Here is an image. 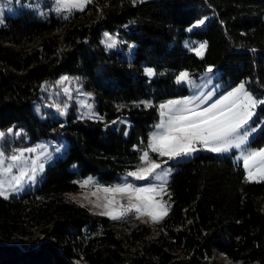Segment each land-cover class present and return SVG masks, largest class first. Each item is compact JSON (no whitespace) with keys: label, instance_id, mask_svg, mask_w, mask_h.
<instances>
[{"label":"trees","instance_id":"obj_1","mask_svg":"<svg viewBox=\"0 0 264 264\" xmlns=\"http://www.w3.org/2000/svg\"><path fill=\"white\" fill-rule=\"evenodd\" d=\"M213 15L204 30L186 29ZM134 43L128 61L107 52L102 33ZM206 44L199 58L183 46ZM154 68L149 79L142 66ZM221 71L227 87L249 81L264 96V0H91L68 18L41 19L26 9L0 26V129L20 128L29 143L62 135L63 158L34 190L0 196V264H264V181H248L232 156L199 154L177 164L168 183L169 213L155 224L112 220L69 197L94 175L111 184L139 163L159 119L158 104L185 96L176 75ZM79 76L97 98L102 120L40 119L32 109L43 81ZM141 101H151L145 106ZM127 116L128 136L108 122ZM264 119V105L256 120ZM264 145V124L251 146ZM76 165V169H72Z\"/></svg>","mask_w":264,"mask_h":264},{"label":"rangeland","instance_id":"obj_2","mask_svg":"<svg viewBox=\"0 0 264 264\" xmlns=\"http://www.w3.org/2000/svg\"><path fill=\"white\" fill-rule=\"evenodd\" d=\"M26 9L33 10L39 18L44 20L48 19L50 16H55L57 18H64L65 16H67L68 18L73 13L79 11L76 9H72L71 11L65 10L62 8V6L56 3V0H0V26L5 23L6 16H14L18 12ZM205 17H207L208 19L203 25L196 26L195 22L190 27H188L186 31L191 32L194 30H204L207 27L208 23L212 20L213 15ZM205 17L201 19H204ZM113 40L115 41V46L109 48L108 44ZM101 42L107 52L119 51L121 52V55L128 61H131L133 59L134 43L129 41L127 37L119 31L114 33L104 31L102 33ZM201 43L205 44L204 41L193 37H187L183 40V46L189 52H192L194 54H196V52L193 51V48H198ZM205 50L206 47L202 50V55H196L199 58H202L205 55ZM146 68H151L154 70V68L150 66H142L143 71ZM209 68H212L211 72L208 71ZM182 71H186L190 74L188 70ZM180 72H178L177 75H179ZM154 73L155 74L151 77L146 75V73L145 75L151 80L156 76L155 70ZM220 75L221 71L219 69H215L212 66H208L206 70L199 76H192L190 74V82H183L179 84L177 83L180 86H185L188 90V94H186L185 96L168 98L161 101L158 104V110L159 105L167 100L180 99L182 97L193 95L205 98V103L200 105L201 109L204 107H208L209 105L219 100L222 96L227 95L228 92L232 91V89L238 86L241 82L245 83L246 90L250 92L254 97L258 99H264V96L251 90L249 81H241L237 85L228 88L227 84L223 80H221ZM79 79H81L79 76H69L67 74H62L52 82L48 80L43 81L39 88L38 98L32 102V109L34 113L42 120L50 119L65 122L71 108H74L75 114L78 119L89 118L94 120H102V117L100 116L96 108V96L91 91L86 90V88L84 87V82L79 81ZM149 102L150 104L152 103L151 101ZM260 106L261 105H258L253 110L254 115L250 121L251 127L259 126L258 130L249 137L248 144L244 146V150L258 149L251 146V141L263 126L261 122L264 121V119L256 120L258 109ZM160 120L161 117L159 111V119L155 123V125L160 123ZM114 121L115 123H113ZM155 125L149 131L147 141L136 143L133 147L138 152L139 158L143 154V151H148L150 160H155L157 163L161 164V169H158L157 173L154 174L153 177H149L146 180H137L134 177L127 175L128 172L135 171L137 168L149 166L148 163L141 162L139 159V163L136 164L134 168L119 173L115 182L111 184L102 183L99 178L94 175H88L81 179H77V181L82 182L83 180L91 177L92 182L84 185L83 187H81V184L78 183L80 187L79 190L70 192L69 197L72 200L87 206L93 213L100 214L101 212L107 210L104 206L108 203L109 200L115 201V203L111 205V207L115 209H120L121 206L127 208L129 205V198L127 194L106 193L103 191V188L113 187L125 182L132 183L136 187H146L150 183L159 185L162 181H166L164 192L160 196H157L156 199L161 200L165 203V206L168 208L169 213L171 201L168 194V183L174 172L177 170V164L183 161H188L193 157L203 153H213L219 156H232V159L235 162H239L242 164L245 171V177L247 176V172L245 170L243 162L244 150L242 149L233 148L226 153H215L207 151L202 146L198 145V151L194 152L191 156L177 157L171 160H169L168 157H160L157 153H153L151 149L147 148L151 133L159 131L155 128ZM108 126L110 129L117 132H123L124 136H128L131 122L127 116H123L115 118L112 121L108 122ZM10 128L13 129L12 134H8L7 130L9 128L0 129V131L5 133L3 141H0V151H3L5 158L4 166L0 168V185H2V190L5 191L7 198H10L12 195L20 196L26 192L34 191L44 180L47 167L52 165L58 158H63L66 155L69 144L68 140L62 135H56L51 138H45L34 143H29L28 139L25 137L23 131L20 128ZM17 133L19 134L17 135ZM261 147H264V145ZM19 149H35V151H25L23 153L22 161L18 163H13L11 160L7 159L13 154H19L17 152V150ZM33 160L37 161L35 173H33L32 171ZM41 163H43L44 165L43 170L39 169V164ZM9 164H12V170L10 172L4 170L8 167ZM72 169H76V165H73ZM166 172L167 175H165ZM156 175H159L161 179H156ZM17 180L19 182H17ZM251 181H264V179H255ZM133 203H135V201H133ZM120 220H128L133 223L143 222L150 225L158 222L153 221L150 216L137 214L135 210L129 212L126 216L121 217ZM218 259L221 264H235L224 259L222 256H219Z\"/></svg>","mask_w":264,"mask_h":264},{"label":"snow or ice","instance_id":"obj_3","mask_svg":"<svg viewBox=\"0 0 264 264\" xmlns=\"http://www.w3.org/2000/svg\"><path fill=\"white\" fill-rule=\"evenodd\" d=\"M136 0H133L135 3ZM142 3L143 0H140ZM56 3L63 9L71 11L76 9L83 11L84 7L91 3V0H56ZM65 19L67 16L64 17ZM208 18L196 21V26L203 25ZM107 35V34H106ZM115 46L113 40L108 44L109 48ZM206 44L201 43L198 48H193L197 55H202V50ZM146 75L153 76L154 70L146 68ZM209 72L212 68L208 69ZM190 74L182 71L176 76V82H190ZM145 106H150L149 101H141ZM205 103V98L200 96H187L180 99L167 100L159 105L160 123L155 125L159 131L151 133L147 148L153 153H157L160 157H168L169 160L191 156L198 151V145L204 149L215 153H226L231 149H242L248 144L249 137L258 130V127H251L250 121L254 115V109L258 105H264V99L254 97L245 88V83L241 82L238 86L222 96L215 103L208 107L200 108ZM166 117V118H165ZM115 123V121L113 122ZM264 124V121L261 122ZM8 134L13 133V129L7 130ZM19 133H17L18 135ZM5 133L0 131V141H3ZM25 151L33 152L35 149H19V154H13L7 159L13 163L22 161ZM140 161L148 163V167H140L135 171L127 173L128 176L137 180H146L153 177L161 164L155 160H150L149 152L143 151ZM244 167L247 172L246 180L264 179V147L258 149L244 150L243 155ZM5 164L3 151H0V168ZM33 173L36 171L37 161L33 160ZM43 163L39 164V169L43 170ZM5 171L12 170V164H9ZM170 171V170H169ZM167 175V172L165 173ZM156 179H161L159 175ZM17 182H19L17 180ZM92 182V178L81 181V187ZM166 181H162L159 185L149 184L146 187H136L132 183H122L113 187H105L103 191L106 193H125L129 198L127 208L121 206L120 209L112 208L114 200H109L104 206L107 210L101 212V215L108 216L112 220L120 219L129 212L135 210L137 214L150 216L153 221H159L168 214V208L161 200L156 197L160 196L165 189ZM0 196L7 198L6 193L0 185ZM135 201V203H133ZM99 206V205H97Z\"/></svg>","mask_w":264,"mask_h":264}]
</instances>
